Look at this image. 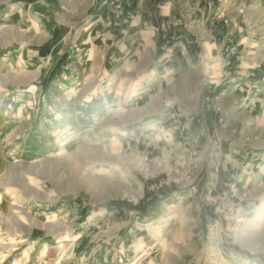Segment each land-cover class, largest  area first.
I'll return each mask as SVG.
<instances>
[{
    "label": "rangeland",
    "instance_id": "1",
    "mask_svg": "<svg viewBox=\"0 0 264 264\" xmlns=\"http://www.w3.org/2000/svg\"><path fill=\"white\" fill-rule=\"evenodd\" d=\"M0 264H264V0H0Z\"/></svg>",
    "mask_w": 264,
    "mask_h": 264
},
{
    "label": "bare ground",
    "instance_id": "2",
    "mask_svg": "<svg viewBox=\"0 0 264 264\" xmlns=\"http://www.w3.org/2000/svg\"><path fill=\"white\" fill-rule=\"evenodd\" d=\"M108 5H109V2L108 3L106 2L103 5V9H106ZM123 48H124V52H129L130 51L129 49L131 47L128 46V47H123ZM61 49H62V47H60V46L59 47H54V49L52 50L51 56L49 58V63H52L53 60H55L56 56L61 52ZM127 60L128 59H126V58L123 60V62L125 61L124 62L125 64L123 63L124 70L128 67V64H127L128 61ZM161 71H162L163 74H166V68L161 69ZM156 73H158V72H156ZM126 110H127V107L126 106H123V107H121L120 112L126 111ZM158 126H159L158 118H153L152 120H150L146 124L147 129H151V130L152 129H156ZM97 153H98V151H97ZM175 220H177V215L174 214V213H171V214L168 215V217H166L163 220L162 225L159 224V225L153 226V227H151L150 225H147V227L148 228L151 227L152 228V232L155 233L156 236L162 237V236L168 234L170 231L173 230L172 228H174V227H173V224L172 223L175 222ZM133 245L136 247V244H133Z\"/></svg>",
    "mask_w": 264,
    "mask_h": 264
}]
</instances>
